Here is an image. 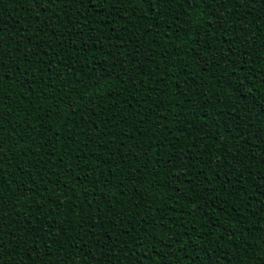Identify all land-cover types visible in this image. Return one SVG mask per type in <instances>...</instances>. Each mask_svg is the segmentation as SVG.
Segmentation results:
<instances>
[{
    "label": "trees",
    "instance_id": "obj_1",
    "mask_svg": "<svg viewBox=\"0 0 264 264\" xmlns=\"http://www.w3.org/2000/svg\"><path fill=\"white\" fill-rule=\"evenodd\" d=\"M0 264H264V0H0Z\"/></svg>",
    "mask_w": 264,
    "mask_h": 264
},
{
    "label": "snow or ice",
    "instance_id": "obj_2",
    "mask_svg": "<svg viewBox=\"0 0 264 264\" xmlns=\"http://www.w3.org/2000/svg\"><path fill=\"white\" fill-rule=\"evenodd\" d=\"M197 2H199V0H197ZM191 6V4L189 3V7Z\"/></svg>",
    "mask_w": 264,
    "mask_h": 264
}]
</instances>
